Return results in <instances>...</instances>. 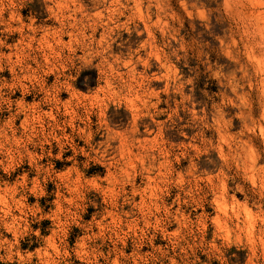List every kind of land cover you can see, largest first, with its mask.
<instances>
[{
  "label": "rangeland",
  "instance_id": "374dc122",
  "mask_svg": "<svg viewBox=\"0 0 264 264\" xmlns=\"http://www.w3.org/2000/svg\"><path fill=\"white\" fill-rule=\"evenodd\" d=\"M256 1L0 0V264H264Z\"/></svg>",
  "mask_w": 264,
  "mask_h": 264
},
{
  "label": "bare ground",
  "instance_id": "6f19581e",
  "mask_svg": "<svg viewBox=\"0 0 264 264\" xmlns=\"http://www.w3.org/2000/svg\"><path fill=\"white\" fill-rule=\"evenodd\" d=\"M201 1H202V0H201ZM226 1H227V0H226ZM247 1H248V0H247ZM255 1H256V0H255ZM257 1H258V0H257ZM257 1H256V3H258ZM253 2H254V1H253ZM202 3H203V2H202ZM247 3H248V2H247ZM250 3H251V2H250ZM256 3H255V4H256ZM200 4H201V3H200ZM263 4H264V3H263ZM249 5H250V4H249ZM246 6H247V5H246ZM253 6H254V5H253ZM255 6H256V5H255ZM255 6H254V7H255ZM259 7H260V6H259ZM259 7H258V8H259ZM202 8H203V7H202ZM244 8H245V7H244ZM230 9H231V8H230ZM250 10H252V9H250ZM258 10H259V9H258ZM260 10H261V9H260ZM260 10H259V11H260ZM203 11H204V10H203ZM253 11H254V10H253ZM253 11H252V12H253ZM256 11H257V10H256ZM189 12H190V11H189ZM245 12H247V11H245ZM250 12H251V11H250ZM250 12H249V13H250ZM263 12H264V11H263ZM258 13H259V12H258ZM243 14H244V13H243ZM261 14H262V13H261ZM249 15H251V14H249ZM247 16H248V15H247ZM254 16H255V17H260V16H256V15H254ZM241 17H242V16H241ZM236 19H237V18H236ZM236 19H235V20H236ZM239 19H241V18H238V20H239ZM243 19H244V18H243ZM263 20H264V17H263ZM252 21H253V20H252ZM248 22H249V21H248ZM262 24H264V22H263ZM259 25H260V24H259ZM245 26H246V25H245ZM263 27H264V26H263ZM243 29H244V28H243ZM259 29H260V28H259ZM249 32H250V31H249ZM240 33H241V32H240ZM254 33H255V32H254ZM54 34H55V33H54ZM251 34H252V33H251ZM262 34H263V33H262ZM253 35H254V34H253ZM240 36H241V35H240ZM57 38H58V37H57ZM232 38H233V37H232ZM233 41H234V40H233ZM233 41H232V42H233ZM235 42H236V41H235ZM234 46H235V45H234ZM260 46H261V45H260ZM259 50H261V49L259 48ZM259 53H260V52H259ZM254 54H255V53H254ZM255 55H256V54H255ZM260 56H261V55H260ZM262 56H264V55H262ZM249 58H250V57H249ZM253 58H254V57H253ZM255 58H256V57H255ZM257 58H258V57H257ZM262 58H263V57H262ZM251 59H252V58H251ZM257 60H258V59H257ZM263 63H264V62H263ZM258 65H259V64H258ZM259 66H260V65H259ZM263 66H264V65H263ZM260 72H261V71H260ZM260 105H261V103H260ZM263 107H264V106H263ZM250 109H251V108H250ZM261 112H263V110H262ZM248 114H249V113H248ZM251 114H252V111H251ZM259 114H260V115H261V114L263 115V113H259ZM260 115H259V116H260ZM263 116H264V115H263ZM263 116H261V117H263ZM251 117H252V116H251ZM261 117H260V118H261ZM250 119H251V118H250ZM252 119H253V117H252ZM261 122H262V121H261ZM247 124H248V122H247ZM244 126H245V125H244ZM248 126H249V125H248ZM262 128H263V127H262ZM262 128H261V129H262ZM254 129H255V128H254ZM262 132H264V131H262ZM263 135H264V134H263ZM262 153H263V152H262ZM258 158H259V157H258ZM261 158H262V157H261ZM261 158H260V159H261ZM251 159H252V158H251ZM252 161H253V160H251V162H252ZM254 164H255V163H254ZM263 172H264V171H263ZM250 217H251V216H250Z\"/></svg>",
  "mask_w": 264,
  "mask_h": 264
}]
</instances>
